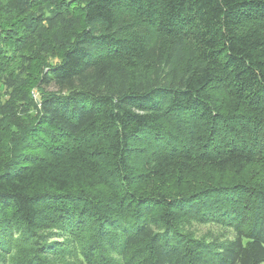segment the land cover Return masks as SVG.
I'll return each instance as SVG.
<instances>
[{
	"label": "trees",
	"instance_id": "1",
	"mask_svg": "<svg viewBox=\"0 0 264 264\" xmlns=\"http://www.w3.org/2000/svg\"><path fill=\"white\" fill-rule=\"evenodd\" d=\"M0 264H264V0H0Z\"/></svg>",
	"mask_w": 264,
	"mask_h": 264
},
{
	"label": "rangeland",
	"instance_id": "2",
	"mask_svg": "<svg viewBox=\"0 0 264 264\" xmlns=\"http://www.w3.org/2000/svg\"><path fill=\"white\" fill-rule=\"evenodd\" d=\"M35 98L38 100L37 95H35ZM208 230H209L208 227L200 228V231H201L202 234H206V232H207Z\"/></svg>",
	"mask_w": 264,
	"mask_h": 264
}]
</instances>
